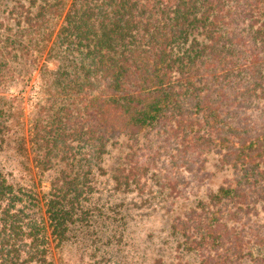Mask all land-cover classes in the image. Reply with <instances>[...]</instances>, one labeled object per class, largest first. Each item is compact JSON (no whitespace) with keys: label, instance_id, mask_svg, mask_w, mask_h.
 Instances as JSON below:
<instances>
[{"label":"trees","instance_id":"1","mask_svg":"<svg viewBox=\"0 0 264 264\" xmlns=\"http://www.w3.org/2000/svg\"><path fill=\"white\" fill-rule=\"evenodd\" d=\"M0 151V264H264V0H0Z\"/></svg>","mask_w":264,"mask_h":264},{"label":"rangeland","instance_id":"2","mask_svg":"<svg viewBox=\"0 0 264 264\" xmlns=\"http://www.w3.org/2000/svg\"><path fill=\"white\" fill-rule=\"evenodd\" d=\"M49 66L51 68L55 67L54 63H49ZM39 79L38 77L34 76V79L30 82V84L27 86L26 89L21 93L23 98L22 106H24V116L21 117V121L25 122L24 128L27 132L29 128V123L28 119L31 115V112L34 110L35 106L34 103L38 102L39 97L41 96L40 94V89L38 87ZM18 95L19 93L14 89L11 88L9 92H7L6 95L12 96ZM20 103V102H19ZM18 103V104H19ZM12 127H15L16 125L14 123L10 124ZM28 133V132H27ZM5 152L0 151V160L5 159ZM32 154H30L31 156ZM18 160H21L18 158ZM4 164H9L7 161H1ZM32 165L34 164L31 161ZM8 168L10 166H15L17 167L18 164H16L14 161H11V163L6 165ZM206 171L208 175V184H206L203 187L206 188H215L217 187L218 184H220L222 181H224L229 174V169L227 166L222 165L218 162L217 158L215 156H211L208 161L206 162ZM18 168V167H17ZM43 185L47 184L46 182L42 183ZM179 198V197H176ZM180 199V198H179ZM177 200V206L180 205V200ZM158 203L157 207H154L153 210H148L145 211L143 210V216H139V220H136V227L138 229H141V232H145L146 230L148 231H153L154 236L149 240V244H143L144 247L149 248L152 252L149 254H157L162 258L160 263L162 264H171V262L174 261V255L177 253L176 247L178 246L177 244V239L175 237V234L170 231L171 226V213L174 211L175 206L173 204V207H163L160 208Z\"/></svg>","mask_w":264,"mask_h":264}]
</instances>
